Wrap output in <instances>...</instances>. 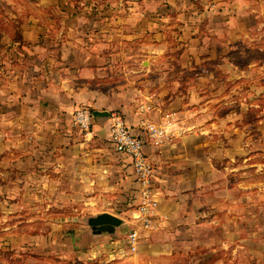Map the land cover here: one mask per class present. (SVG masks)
Wrapping results in <instances>:
<instances>
[{"label":"crops","instance_id":"obj_1","mask_svg":"<svg viewBox=\"0 0 264 264\" xmlns=\"http://www.w3.org/2000/svg\"><path fill=\"white\" fill-rule=\"evenodd\" d=\"M28 2L22 8L19 0H0V192L75 197L83 212L120 213L123 221L99 232L50 218L45 234L13 239L12 248L22 245L28 264H245L252 239L225 182L244 142L243 108L230 107L244 98L239 54L254 52L244 43L257 20L255 5ZM84 105L92 111L88 135L73 120ZM113 112L144 138L154 164L151 228L136 219L140 186L130 157L110 139ZM169 113L178 135L156 145L142 122ZM134 229L136 251L128 240ZM252 262H264V249Z\"/></svg>","mask_w":264,"mask_h":264},{"label":"rangeland","instance_id":"obj_2","mask_svg":"<svg viewBox=\"0 0 264 264\" xmlns=\"http://www.w3.org/2000/svg\"><path fill=\"white\" fill-rule=\"evenodd\" d=\"M116 1L119 2V0ZM246 2L255 5V14H258L255 25L249 31V38L244 43L254 52L239 54V61L244 64L243 71L247 78L243 82L244 98L230 107L237 112H241L240 108H243V122L246 130L242 148L235 154L233 164L228 166V171L233 175L229 176L230 179L225 183L230 189V206H235L236 201L238 202L239 216L243 208L244 235L252 239L246 245L248 249L245 264H258L252 260L256 258L257 252L264 249V245L257 242H264V0H246ZM19 3L22 4V8L27 6L25 4L30 6L28 0H19ZM3 9L9 10V7L5 5ZM246 22L250 25L253 23L250 18ZM252 62H255V67L249 66ZM176 134L178 135V132ZM236 166L239 168L237 169ZM47 193L0 192V243L6 242L4 249L0 247V264H28V252L24 251L22 245L12 248L13 239L21 242L24 236L45 234L48 230L44 228V224L50 218L69 220L76 228L79 224H88L89 219L96 215L83 212L81 208L83 202L75 197L54 200ZM138 203L136 209H138ZM115 211L118 213L117 210ZM239 234H241V227H239ZM204 251L207 250L199 248L195 252L200 254ZM210 262L212 261L202 259L194 264H211ZM261 263L264 264V262Z\"/></svg>","mask_w":264,"mask_h":264},{"label":"built area","instance_id":"obj_3","mask_svg":"<svg viewBox=\"0 0 264 264\" xmlns=\"http://www.w3.org/2000/svg\"><path fill=\"white\" fill-rule=\"evenodd\" d=\"M73 120L74 124L85 135L91 133L92 111L88 106H80L75 110ZM141 126L156 145L169 142L177 135L173 113L166 114L164 120L161 122L144 119ZM109 134L116 149L130 157L137 181L139 182V213L136 219L142 226L151 228L158 199L155 196V168L145 151V140L126 123L123 116L118 112H113L110 115ZM128 240L131 250L136 251L139 241L137 229L129 233Z\"/></svg>","mask_w":264,"mask_h":264},{"label":"water","instance_id":"obj_4","mask_svg":"<svg viewBox=\"0 0 264 264\" xmlns=\"http://www.w3.org/2000/svg\"><path fill=\"white\" fill-rule=\"evenodd\" d=\"M122 218L110 212H102L89 219V225L96 231L113 232L122 223Z\"/></svg>","mask_w":264,"mask_h":264}]
</instances>
